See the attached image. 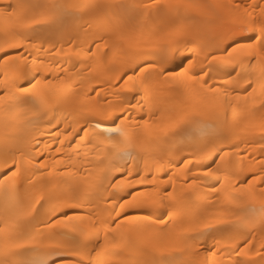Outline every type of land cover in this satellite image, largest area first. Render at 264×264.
Masks as SVG:
<instances>
[{"label":"snow or ice","instance_id":"snow-or-ice-1","mask_svg":"<svg viewBox=\"0 0 264 264\" xmlns=\"http://www.w3.org/2000/svg\"><path fill=\"white\" fill-rule=\"evenodd\" d=\"M0 264H264V0H0Z\"/></svg>","mask_w":264,"mask_h":264}]
</instances>
